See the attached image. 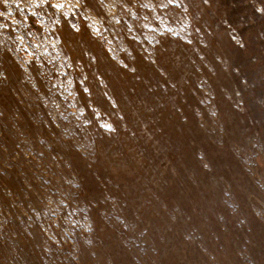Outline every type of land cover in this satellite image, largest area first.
<instances>
[{"label":"rangeland","instance_id":"374dc122","mask_svg":"<svg viewBox=\"0 0 264 264\" xmlns=\"http://www.w3.org/2000/svg\"><path fill=\"white\" fill-rule=\"evenodd\" d=\"M0 264H264V0H0Z\"/></svg>","mask_w":264,"mask_h":264}]
</instances>
